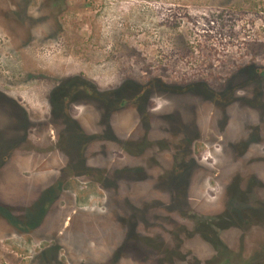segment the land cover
<instances>
[{"label":"rangeland","instance_id":"obj_1","mask_svg":"<svg viewBox=\"0 0 264 264\" xmlns=\"http://www.w3.org/2000/svg\"><path fill=\"white\" fill-rule=\"evenodd\" d=\"M5 78L17 82L5 89L30 109L37 126L31 142L4 144L19 152L0 170V264H183L182 255L208 254L210 247L189 233L193 223L182 214L186 208L172 212L165 205L174 193L160 176L174 170L172 153L156 142H137L144 155L134 157L113 142L95 140L85 163L66 166L50 140L57 132L47 127L48 99L55 104L65 86L78 82L98 98L141 94L137 104L130 99L121 109L97 98L94 104L90 95L68 100L87 127L95 116V129L87 132L96 137L107 132L112 111L118 138L174 142L167 126L182 114L204 135L194 143L195 157L209 161L196 175L189 201L214 217L231 179L225 171L241 166L228 164L234 153L227 142L259 140L251 131L258 125L264 140V0H0V81ZM5 101L0 114L6 116ZM139 109L150 114L147 129ZM259 142L242 161L264 154ZM143 165L152 178L104 180V172ZM142 208H148L146 217ZM134 221L137 234L166 240L151 243L148 258L143 242L121 241L130 230L136 234ZM234 233L224 235L232 242ZM260 240L236 248L250 255ZM229 261L240 263L241 256L231 253Z\"/></svg>","mask_w":264,"mask_h":264},{"label":"flooded vegetation","instance_id":"obj_2","mask_svg":"<svg viewBox=\"0 0 264 264\" xmlns=\"http://www.w3.org/2000/svg\"><path fill=\"white\" fill-rule=\"evenodd\" d=\"M0 83V100L5 103V100H7V104H9L7 107L8 115L5 116L0 114L1 170L3 168L2 164L12 157L13 154L11 153L14 151H16V153L19 152V147L16 149L15 147L8 145L4 148V144L7 142H14L16 145L20 146L23 142H31L34 139L32 134L33 129L37 125L35 118L31 115L30 109L16 94L5 89L6 87L15 86L17 82L13 79L5 78L4 80H1ZM64 83L66 85V82ZM82 84H84V82L70 84L69 87L65 86L68 91L64 92V94H60L56 98L57 102L55 104L51 99H48L47 103V109H49L47 127H49L52 131L57 132L56 134H53L54 136H52V134L50 135V140L51 142H54V146L57 151L61 152L66 158V166H68V162L71 164L85 163L87 156L86 152L89 147L88 145H90V142L94 143L95 140H97V142H102L103 144L113 142L117 146H120L119 148L127 154H135L134 157H143L144 155V147L138 145L137 142H156L158 143V146L162 148V151H170L173 155L174 170L170 173L164 174V176H160V183L162 185L164 184L165 188L169 189L172 194L174 193L172 201L170 203H166L165 205H167L168 209L172 212H178L186 208L187 212H183L182 214L193 223L191 232L189 233L191 236L201 239L210 247L208 254L202 253V255L195 253L192 254V256L182 255L180 257L182 263L230 264V262H224L225 258L229 257L231 253H237L241 256V261L240 263L234 264H264V195L259 197L257 193L260 189L264 192V175H262V172L260 171L264 169V154L258 153L247 158V160L242 161L247 156L246 152H248L250 146L260 143L259 141H261V143L264 141L263 139L261 140L262 128L259 127V125L258 127H253L251 129L254 136H257L259 140L254 138L243 139L242 136V139H229L227 142L228 146L233 149L234 153L231 160L228 161V164L240 163L241 166L239 170L236 168L235 170L229 172L225 171L226 174L229 173V175L225 176L229 177V179L231 178L230 183L226 185L225 202L220 213L215 214L214 219H212L213 214L206 213V210H203L204 212H200L201 209L194 204L192 205L189 201V192L193 188L191 186L195 185L196 177L198 176L200 178L204 171L209 168V161L207 158H203L204 160H198L194 154V143L196 140L204 137L201 132V128L188 125L184 120V116L181 114L174 118V124L176 125H172V127L169 125L167 126V128H169L176 136L174 142H167L166 140H163V138L151 140L146 136L143 139H133L129 137L118 138V135L116 134L117 131L115 129L116 127L112 123V121L115 122V119L111 111L109 112L110 118L107 119V124H105L107 132H97L99 135L96 137L95 131L93 133L87 132L88 129H95V116H93L94 121L92 126L87 127L83 122L84 119L79 117L72 110V107H68V100L73 99L75 96L80 94L90 95V97L94 100V104L95 98H97L99 102L101 101L100 103H102L103 106L115 105L118 107L112 108L121 109L124 105H127L130 99H135V103L137 104L141 94H135V92H117L116 95L111 94L110 96L98 98L95 97V92H91L90 90H80V85ZM76 87L79 90H74ZM262 113H264V110ZM138 114L140 125L142 122L147 129V119L149 113L145 109H139ZM263 120L264 117L260 118V121ZM259 124H261V122ZM110 134L114 138H108ZM211 135L212 133L210 131L205 133V137L207 138ZM223 135V138H227L226 133ZM249 136L252 135L249 134ZM90 138L91 140H89ZM119 142L122 145H120ZM203 144L206 146L209 142H203ZM261 145L264 146V143ZM134 147L143 149L141 152L132 153V148ZM239 150L240 153H238ZM78 156L82 159H78ZM68 157H70L69 160ZM80 160L83 161L79 162ZM69 167H71V169L73 168L72 166ZM71 169L67 171L69 176H73ZM146 169L147 167L143 165V167H139V169L132 171H113L112 173H109L108 176L107 172H104V180L113 179L112 182H115V180H134L139 177H142L143 179L152 178V176H148L149 172ZM222 173L223 171L219 172V174L216 172V175L219 176L222 175ZM82 174L80 175L82 176ZM179 193L182 197L177 196ZM52 200H56L54 199V195H52ZM142 211H145V213H143L146 217L148 208H142ZM144 221H147V219L145 218ZM69 222L70 220H65L63 225L67 226L69 225ZM131 225H134L136 234H132V230H130V234L122 237L121 241L125 244L134 242L135 240L143 242V248H145L146 252V255L144 256H146V258H148V251L154 247L151 243H164V241H166L161 236L153 238L144 234H137L136 227L139 226L137 221H134ZM228 231H234L237 239L232 242L228 241L224 235ZM255 237H260L261 240L258 244V248L254 250L252 254L243 255V252L236 248V243L242 242L243 244L245 242H250V239ZM220 252L225 253L224 256L220 255ZM162 255L163 254L161 253V258Z\"/></svg>","mask_w":264,"mask_h":264},{"label":"trees","instance_id":"obj_3","mask_svg":"<svg viewBox=\"0 0 264 264\" xmlns=\"http://www.w3.org/2000/svg\"><path fill=\"white\" fill-rule=\"evenodd\" d=\"M212 219H214V217H212ZM212 242H213V238H212ZM224 254L225 253H222V252H220V255H223L224 256ZM225 263L227 262V263H229L230 261H229V257H227V258H225V261H224Z\"/></svg>","mask_w":264,"mask_h":264}]
</instances>
